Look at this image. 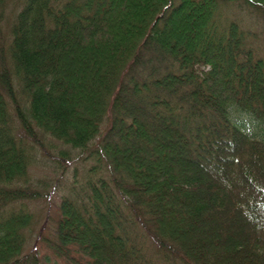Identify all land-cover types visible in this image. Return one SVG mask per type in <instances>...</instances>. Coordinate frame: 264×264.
<instances>
[{
  "label": "trees",
  "instance_id": "16d2710c",
  "mask_svg": "<svg viewBox=\"0 0 264 264\" xmlns=\"http://www.w3.org/2000/svg\"><path fill=\"white\" fill-rule=\"evenodd\" d=\"M9 1L0 208L40 195L26 180L35 147L61 171L93 155L108 179L53 218L50 245L70 263L264 264V138L238 120L264 125V61L220 18L229 0H13L11 20ZM32 222L1 212L0 264L39 263L24 250Z\"/></svg>",
  "mask_w": 264,
  "mask_h": 264
},
{
  "label": "rangeland",
  "instance_id": "374dc122",
  "mask_svg": "<svg viewBox=\"0 0 264 264\" xmlns=\"http://www.w3.org/2000/svg\"><path fill=\"white\" fill-rule=\"evenodd\" d=\"M217 3V12L223 14L220 18L224 19V23L230 21L238 22L239 28L247 34L246 41L248 46L251 47L252 52L257 57L264 61V12L262 13L256 7L246 5L242 0L218 1ZM13 5V0H10L3 17H10V20L13 18ZM4 23H1L3 32L7 30L4 28ZM5 24L8 25V23ZM152 63L156 65L154 61ZM164 63H161V65H164ZM150 65L148 63L145 64L146 70L142 68L141 76L148 71ZM16 91L18 97L24 101L25 97L22 92L19 89ZM8 108L11 117H14L12 108ZM238 120L245 131L256 134L257 137L264 138V125L258 120L255 121L243 116H238ZM43 141L48 151L54 155L55 149L48 147L50 143L53 145L54 143L49 138H45ZM32 152L35 153L32 157L31 165L28 168L26 180L28 185L33 190H37L40 195L33 200L29 199L8 204L0 208V214L1 212L7 213L19 206L32 214L33 222L23 232L24 250L25 252L29 250L30 252L34 251L37 253L38 264H73L65 257L58 255L50 245L58 243L53 235V218L57 213V206L69 194L75 195V193L79 191L83 193L85 190L87 192L86 182L88 180L94 182L101 177L107 180V173L104 171L102 162L95 160L93 155L86 159L78 160V162L72 163L64 171H61L57 167V163H53L55 159L47 155L40 147H35ZM64 249L66 250L67 248ZM80 255V253H74L73 251L69 253V256L77 259L81 263L86 262L85 257Z\"/></svg>",
  "mask_w": 264,
  "mask_h": 264
}]
</instances>
